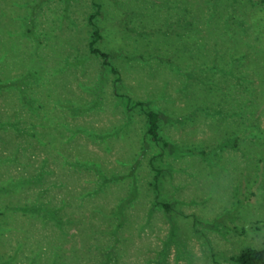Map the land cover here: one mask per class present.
Listing matches in <instances>:
<instances>
[{
  "label": "rangeland",
  "instance_id": "rangeland-1",
  "mask_svg": "<svg viewBox=\"0 0 264 264\" xmlns=\"http://www.w3.org/2000/svg\"><path fill=\"white\" fill-rule=\"evenodd\" d=\"M92 2L116 73L88 50ZM245 247H264V0H0V263Z\"/></svg>",
  "mask_w": 264,
  "mask_h": 264
},
{
  "label": "trees",
  "instance_id": "trees-1",
  "mask_svg": "<svg viewBox=\"0 0 264 264\" xmlns=\"http://www.w3.org/2000/svg\"><path fill=\"white\" fill-rule=\"evenodd\" d=\"M92 3H93V6L95 7V10L88 17V23L92 27L91 36L88 40V50L90 53L99 55L102 58L101 64L103 66H108L111 72L116 73L115 70L111 66H109L108 61L106 60V53L102 52L101 50L96 48V46H94L96 42L98 41V39H100V35H99L97 27L91 21V19L98 13L99 5L95 2H92ZM170 37H173V35L163 36V39H169ZM115 80H117V77L115 78ZM132 106L133 107L137 106L139 111L145 117V135L147 139L155 144H160L161 147L166 146L167 142L158 133L159 132L158 131L159 130L158 112L154 108L144 107L143 103L138 100L134 101L132 103ZM162 205L166 207L165 204H162ZM230 259L234 262V264H264V247L257 248V249L251 248V247H245L241 249L235 256H232Z\"/></svg>",
  "mask_w": 264,
  "mask_h": 264
}]
</instances>
